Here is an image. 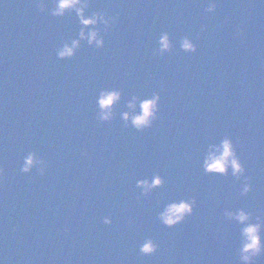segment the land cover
Masks as SVG:
<instances>
[{"label": "water", "instance_id": "water-1", "mask_svg": "<svg viewBox=\"0 0 264 264\" xmlns=\"http://www.w3.org/2000/svg\"><path fill=\"white\" fill-rule=\"evenodd\" d=\"M40 2L0 0V264H264L242 260L247 225L227 215L249 213L264 245V0H86L109 20L87 29L102 47L80 39L75 10ZM104 91L121 93L109 120ZM157 94L150 127L124 119ZM225 139L239 176L205 170ZM182 201L193 211L168 226Z\"/></svg>", "mask_w": 264, "mask_h": 264}, {"label": "clouds", "instance_id": "clouds-1", "mask_svg": "<svg viewBox=\"0 0 264 264\" xmlns=\"http://www.w3.org/2000/svg\"><path fill=\"white\" fill-rule=\"evenodd\" d=\"M88 7L86 0H56V7L53 9L52 15L63 16L69 10H75L80 18V23L84 26L80 32V39H87L89 44H95L97 47H102L104 45L103 38L100 37V33L96 28H92L91 31H87L88 28L96 26L103 22L105 25L109 24V20L105 16L96 13L92 16L85 15V9ZM213 7H215L213 5ZM40 8L42 11L46 10V4L41 0ZM211 10V9H209ZM162 48L160 53L164 51L171 50L170 36L168 34H163L160 40ZM183 48L185 50L196 51L194 44L187 38L183 40ZM80 47V40L72 41L71 45L65 44L64 47L59 51L58 55L61 58H68L75 54L76 50ZM121 98V93L118 91H104L101 94L99 104L103 110L101 113V118L103 120H109L112 117V107L116 101ZM138 97H134L133 101L130 103L129 107L135 108ZM160 96L157 94L153 99H148L140 102V107L142 109L141 114L131 115L129 113H124V119L131 120L132 124L137 128L142 130L144 127H150L152 120L156 117L158 112V102ZM35 162L34 155H30L26 158V164L23 171L27 172L31 169ZM231 166L233 169V174L239 176L245 169L238 157L236 156L234 145L230 139L223 140L222 144L219 146H213V150H210L209 155L205 161V170L208 173L217 174H227L228 168ZM3 175V169L0 168V176ZM164 183L162 177L157 175L154 180H141L138 185L144 188V194L147 195L148 192L158 186H162ZM252 190L251 185L246 183L243 188V194H247ZM182 201L179 204L173 203L168 206L166 211L161 214V219L168 226H173L176 223L182 221L186 214H190L193 211V204ZM227 215L231 218H235L242 224L247 226L243 229V235L245 237V242L242 248V260L245 262H251L255 257H258L262 252H264V245H262V238L260 236L261 224L260 223H248L250 220L249 213L241 209L237 213L229 212ZM105 223H111L110 220H105ZM158 246L155 245L151 240L145 243L141 251L145 254H152L157 251Z\"/></svg>", "mask_w": 264, "mask_h": 264}]
</instances>
